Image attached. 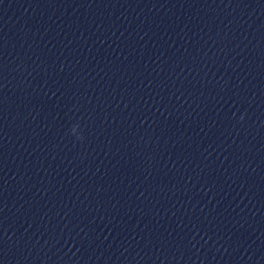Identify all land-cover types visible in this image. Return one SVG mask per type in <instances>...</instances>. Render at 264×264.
I'll list each match as a JSON object with an SVG mask.
<instances>
[{
    "label": "clouds",
    "instance_id": "obj_1",
    "mask_svg": "<svg viewBox=\"0 0 264 264\" xmlns=\"http://www.w3.org/2000/svg\"><path fill=\"white\" fill-rule=\"evenodd\" d=\"M72 131H73V132H75V131H76L75 127L72 129Z\"/></svg>",
    "mask_w": 264,
    "mask_h": 264
}]
</instances>
